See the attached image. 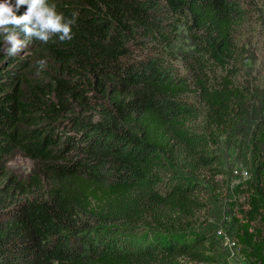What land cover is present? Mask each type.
Returning a JSON list of instances; mask_svg holds the SVG:
<instances>
[{"label": "trees", "instance_id": "16d2710c", "mask_svg": "<svg viewBox=\"0 0 264 264\" xmlns=\"http://www.w3.org/2000/svg\"><path fill=\"white\" fill-rule=\"evenodd\" d=\"M49 3L78 13L71 41L34 39L13 68L0 51V264H215L214 150L252 105L240 38L264 0ZM179 27L184 77L163 52ZM17 154L25 176L8 168ZM228 191L239 255L264 264V125Z\"/></svg>", "mask_w": 264, "mask_h": 264}, {"label": "rangeland", "instance_id": "374dc122", "mask_svg": "<svg viewBox=\"0 0 264 264\" xmlns=\"http://www.w3.org/2000/svg\"><path fill=\"white\" fill-rule=\"evenodd\" d=\"M262 5L259 4V8ZM241 48V81L251 86L252 105L248 108L245 120L235 129L229 139L219 140L215 153L219 159L224 187L214 196L208 206L206 234L210 235L215 245V264H246L239 255L238 247L233 241L234 224L229 202L232 200L230 191L236 184L247 178V167L251 153V140L258 126L264 125V10L250 12L249 23L240 38ZM36 47L27 46L13 59L12 68L21 61L32 63L35 59ZM166 60L179 77L186 76L182 56L191 50V44L185 30L177 29L173 41L164 47ZM8 67V66H6ZM10 67V66H9ZM17 72H19L17 70ZM33 163L21 156L15 155L8 163V168L19 175H27Z\"/></svg>", "mask_w": 264, "mask_h": 264}, {"label": "clouds", "instance_id": "9594fccd", "mask_svg": "<svg viewBox=\"0 0 264 264\" xmlns=\"http://www.w3.org/2000/svg\"><path fill=\"white\" fill-rule=\"evenodd\" d=\"M26 6L25 11L21 8ZM78 13L71 18L58 13L55 3L49 0H0V37L4 47L0 48L7 56H16L34 39L47 43L59 34L61 42L74 38L73 26ZM38 71L46 66V61L36 60Z\"/></svg>", "mask_w": 264, "mask_h": 264}]
</instances>
